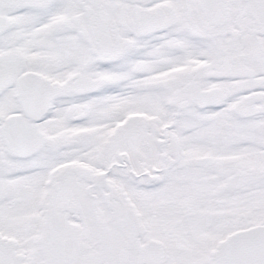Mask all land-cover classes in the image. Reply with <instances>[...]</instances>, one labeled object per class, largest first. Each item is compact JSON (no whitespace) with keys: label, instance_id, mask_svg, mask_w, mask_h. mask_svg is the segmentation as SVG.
<instances>
[{"label":"snow or ice","instance_id":"obj_1","mask_svg":"<svg viewBox=\"0 0 264 264\" xmlns=\"http://www.w3.org/2000/svg\"><path fill=\"white\" fill-rule=\"evenodd\" d=\"M0 264H264V0H0Z\"/></svg>","mask_w":264,"mask_h":264}]
</instances>
